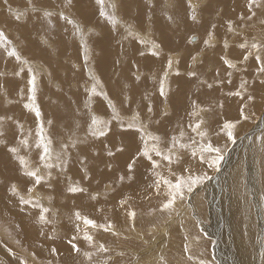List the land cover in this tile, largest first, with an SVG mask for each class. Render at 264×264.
Returning a JSON list of instances; mask_svg holds the SVG:
<instances>
[{
	"label": "rangeland",
	"instance_id": "1",
	"mask_svg": "<svg viewBox=\"0 0 264 264\" xmlns=\"http://www.w3.org/2000/svg\"><path fill=\"white\" fill-rule=\"evenodd\" d=\"M110 2L117 4L120 22L115 27L100 15L96 0H72L70 6H65V0H32L41 9L37 12L31 11L28 0H8L7 4L0 0V28L37 76L33 102L28 66L8 57L0 48V117H5L0 122L4 132L0 137L4 141L0 143V264H264V85L259 83L264 77L257 76L254 57L243 61L244 50L237 46L243 36L249 41L253 37L264 41V24L259 22L264 20V0L251 21L240 19L241 14L249 15L247 0H191L195 21L188 0H105L106 8ZM45 9L64 11L84 30L85 39L81 40L73 25L57 14L44 17ZM17 12L26 15L17 21ZM229 21L242 35L228 31ZM128 25L159 44L160 55L152 56L149 45L125 38ZM209 32L214 34V47L204 43ZM193 36L197 37L195 41H191ZM224 39L231 45L227 56L239 70L228 69L220 59L225 54ZM170 56L179 64L174 63L169 73L165 99L159 93V84ZM193 56L197 57L196 63ZM21 67L24 71L16 75ZM177 68L179 76L175 75ZM191 68L199 79L186 75ZM90 70L102 82L101 87L115 102L121 117L127 121L138 111L148 131L161 138L162 149L169 146L172 137L180 139L181 131L185 133L182 143H190V138L200 143V137L188 127L197 120L190 115L192 102L205 108L212 106V111L200 114L205 121L202 129L208 133L203 142L220 147L224 158L215 169L201 163L198 155L193 157L190 149L179 150L181 160L172 165L177 175L191 168L193 174L206 173L209 178L190 199L186 195L183 202L177 203L178 214L153 211L164 197L153 192L155 177L147 159H136L134 170L128 172L127 164L142 148L136 132H121L114 120L107 136L90 134L89 107L103 119L112 117L103 97H91L89 104L85 87L92 83ZM228 71L231 77H227ZM241 79L250 80L248 92L256 98L245 109L248 120L240 113L247 95L243 101L228 95L238 90ZM203 80L212 83L213 88L202 85ZM217 102H222L223 108L217 107ZM29 103L39 108L40 117L25 107ZM149 105L151 114L147 112ZM165 111L168 115H163ZM41 121L45 137L51 139L52 162L56 163V153H65L66 165L63 170L59 166L51 169V178L29 193L34 181L24 175L8 149L17 147L18 155L29 160L32 167L37 166L42 151L36 147ZM225 121L236 123L235 142L222 131ZM22 140L28 144L23 145ZM73 142L76 147L65 152L63 145ZM121 142L125 151L108 156L106 146L115 151L113 146ZM205 155L211 159L216 154ZM85 168L90 178H85ZM41 171L48 170L41 167ZM120 175L125 177L122 183ZM129 175L133 177L130 181ZM72 184L86 191L69 193L67 188ZM12 185L18 195L10 190ZM94 195L96 199L91 198ZM21 196H31L33 203L40 198L39 203L50 209L45 214L50 222L41 223V209L21 203ZM125 198L128 203L121 208L119 201ZM125 209L136 212L134 230ZM76 211L97 225L110 221L118 234L76 220ZM85 232L94 237L97 246L104 244L109 251H97L84 239ZM74 236L80 254L69 244ZM53 248L56 252L51 251ZM89 251L93 253L91 262L83 255Z\"/></svg>",
	"mask_w": 264,
	"mask_h": 264
},
{
	"label": "snow or ice",
	"instance_id": "2",
	"mask_svg": "<svg viewBox=\"0 0 264 264\" xmlns=\"http://www.w3.org/2000/svg\"><path fill=\"white\" fill-rule=\"evenodd\" d=\"M4 3L7 4L8 0H4ZM29 5L31 6L32 12L40 11L41 9L37 8L36 5L32 3V0H28ZM96 3L100 6V15L103 16L106 20H108L113 27H115L120 21L117 17V4L115 2H110L108 7H105V0H96ZM72 4V0H65V6H70ZM262 0H247V10L249 12V15L245 17L243 14H241L240 19L242 21H251L254 17L257 16L256 9L261 8ZM188 6L192 9V15L191 19L195 21L197 19L196 12H195V6L191 3V0H188ZM9 11L11 12L12 9L9 8ZM54 14H57L60 19L66 21L68 24L73 25L75 32L80 35L81 40L85 39V33L84 30L80 27V25L72 19L69 15L65 14L64 11H59L58 13H53L52 11H49L47 9L43 10L44 17H52ZM26 15V13H14L15 19L17 21L21 20L22 16ZM168 19H172L171 17H168ZM261 24H264V20L259 21ZM247 26V25H245ZM213 28L215 26L213 25ZM228 31L234 33L235 35H242L239 32H236V29L233 27L232 22H228ZM132 37L134 39H137L140 44L143 45H149L150 46V54L152 56H159L160 55V45L157 44L155 41L150 40L146 37L140 36L132 27V25L127 26V37ZM197 37L193 36L191 37V41H195ZM214 39L213 32H209L208 39L204 41L206 46L214 47V44L212 43ZM243 42L239 43L237 46L244 50L243 55V61H247L250 57H254L255 61L257 62V69L256 73L258 77H264V41L258 40L255 37L252 38L251 41H249L248 37L243 36L242 37ZM231 45L229 44V41L227 39H224L223 41V48L225 49V54L220 57L221 61L224 65L227 66L228 69H237V64L234 63L231 59L227 56V49ZM0 48H3L6 52L8 57L15 58L16 61H18L21 65L28 66V71L32 73L31 79L29 80V84L31 85V99L34 102L36 98V87H37V76L35 74V69L32 65H30L29 61L26 60L20 52L17 50L16 46L13 44V42L8 38L5 31L0 28ZM84 48L87 49V43L85 41ZM141 55H144L143 52H141ZM87 51L85 53V60L87 61ZM193 63L197 62V57H192ZM179 64V60H174L171 56L168 58L167 61V68L163 73V77L160 80L159 84V93L162 97L167 99V91H166V82L169 76V73L173 71V65ZM24 71V68L21 67L19 72L16 73V75H19ZM0 75H3L0 73ZM175 75H181L179 72V69H175ZM186 75L191 78L199 79L198 73L190 69ZM220 72L219 69L216 70V76L219 77ZM227 77L232 76V72L228 71L226 73ZM89 77L92 81L90 86L85 87V92L89 94V104L91 103V97L100 96L103 97L104 100L107 101L108 107L112 110V117L111 119H103L101 116L97 115L95 112L91 110L89 107V124L88 129L90 134L93 137H104L107 136L110 132H112V123L115 120L117 122V125L121 132H128V131H134L138 134L139 139L142 143V148L136 153L135 156H133L130 159V162L127 164V170L129 173H131L134 170V165L136 162V159L143 156L145 159H147L152 168L153 176L155 177L151 187L153 189V192L157 196H163L164 198L161 200L160 205L158 209H153V211H160V212H166L169 216H171L174 212L178 214L176 211V205L178 202H183L185 200L186 195L188 198H191V194H193L196 190V188L201 185L206 179L209 177L206 173L195 175L192 172L191 168H186L184 170L185 174L177 175L176 172L172 170L173 164H178L181 160V156L179 155L180 149H190L191 155L193 157H197L201 163L206 164L208 167L218 169L220 166V162L223 160V154L220 147H214L211 142H203L204 138L207 136V131L202 129V125L205 123L204 119L200 115L202 112L205 111H212V106H209L207 108L202 107L199 103L196 101L192 102V112L190 113L191 116L197 117V120L194 122V124H189L188 127L197 134V136L200 137L201 142L198 143L195 139L190 138V143H182L181 140L184 137L185 133L183 131L180 132V139L177 137H172L169 143V146L166 149H162L159 147L161 138L157 135L152 134L148 131V124L145 123V121L141 118L140 113L137 111L135 112L127 121H125L121 115L120 112L116 108L115 102L108 96L107 92L104 91L103 87H101L102 82L99 81L91 72L89 71ZM137 80L140 79L139 76L136 77ZM224 81L218 80L217 83L222 84ZM229 84L232 82L231 79H228L227 81ZM251 83H255V81H252ZM259 83L261 85H264V78L259 80ZM202 85H206L208 89L213 88L212 83H208L206 80L201 81ZM250 87V82L248 80L241 79V82L239 84L238 90L235 92H230L228 95H234L237 97H240V99L243 101L245 98V95H247V100L243 104V106L240 109L241 116L244 120H248L249 116L245 114V109L249 107V102H254L255 97L248 92V88ZM262 100H264V97H262ZM216 106L219 108H223L222 102H217ZM26 108L29 110H32L35 112L37 117L41 116V112L38 107L34 105V103H29L25 105ZM153 111L152 107L149 105L147 108V112L151 114ZM163 115H168L167 111L163 113ZM5 119V117H0V122H2ZM10 119V118H9ZM49 123H51L49 121ZM22 128V125L20 126ZM236 127V123L232 121H225L222 127V131H224L227 135V137L232 140V142H235V134L234 130ZM44 127L43 122L41 121L40 124V133H39V141L36 144L37 148H41L42 151L39 155V161L37 166L32 167L30 164V161L27 160L25 157L18 155V148L17 147H10L8 151L12 153L15 158L19 161L20 165L22 166V170L24 172V175L31 177L34 181L33 187L29 189V193L34 191L36 186H39L42 182H45L46 180H49L51 178V169L59 166L63 170L66 165V154L65 153H56L55 154V160L56 163H53V154L51 151V139L46 138L44 135ZM4 136V132L0 130V137ZM3 140H0V143H3ZM21 143L23 145H27V140H22ZM69 147H76V143L73 142L71 145L64 144L63 149L66 150ZM115 147V151L112 150V148H109L106 146L107 154L108 156H115L117 152L123 153L125 151V146L123 145V142H121L118 146ZM205 153H215L216 155L208 159L205 155ZM98 154V153H97ZM62 155L65 158H62ZM155 157V158H154ZM86 162V157L82 163ZM166 162V164L164 163ZM41 167H43L45 170H48L46 173L41 171ZM166 169L167 175L164 174V170ZM85 178H90L87 175V170L85 168ZM174 178V179H173ZM125 177L124 175H120L119 181L122 183L124 181ZM127 179L130 181L133 179L131 175L127 177ZM50 186V185H49ZM12 193L14 195H18V190L15 185L11 186ZM67 191L72 194L77 193H83L86 191L85 188L80 187L78 184H72L67 188ZM92 199H96L97 197L94 195L91 197ZM20 202L23 204H33L34 207H38L41 209V214L39 216V221L41 223L50 222L46 218V213L50 211L49 208L44 207L42 204L39 203V198L36 199V202L33 203V199L31 196L28 199H25L23 196L20 197ZM128 203L127 198L121 199L119 201V206L121 208H125V205ZM126 214L131 218L133 221L132 228L134 230L135 228V217L136 212L134 210L129 211L128 209H125ZM76 220H82L86 225H90L94 228H101L105 232H113L114 235H117L118 233L114 232V225L108 221L104 224L97 225L96 222L92 219H89L87 217H83L79 211H76L74 213ZM77 237H73L72 240L69 241V244L71 245L73 251L77 254H80L81 249L79 246L75 243H73L74 240H76ZM84 239L93 247H96L97 251L107 253L109 249L105 247L104 244H99L98 246L94 242V237L87 232L84 233ZM52 252H56V249H51ZM83 255L88 259L89 262L92 260L93 253L92 252H84ZM120 255H123V253H120ZM161 261L164 260L163 256L160 257ZM189 259H192L191 256H189ZM25 264H27V261H25ZM200 264H205L204 261H200Z\"/></svg>",
	"mask_w": 264,
	"mask_h": 264
},
{
	"label": "bare ground",
	"instance_id": "3",
	"mask_svg": "<svg viewBox=\"0 0 264 264\" xmlns=\"http://www.w3.org/2000/svg\"><path fill=\"white\" fill-rule=\"evenodd\" d=\"M193 1V0H192ZM31 9V8H30ZM55 10V9H54ZM152 15V14H151ZM199 18V17H198ZM78 19V18H77ZM127 19V18H126ZM120 20V19H119ZM132 24H134V23H132ZM127 28V27H126ZM243 32V31H242ZM147 34H145V36H146ZM89 44V43H88ZM150 48V47H149ZM87 51V50H86ZM90 51V50H89ZM203 54V53H202ZM172 56V55H171ZM174 57V56H173ZM172 57V58H173ZM199 58V57H198ZM173 59H175V57L173 58ZM199 60V59H198ZM235 62H236V60H235ZM241 68V67H240ZM43 69H45V68H43ZM180 69V68H179ZM192 69V68H191ZM159 72V71H158ZM132 73V72H131ZM98 77V76H97ZM250 81V80H249ZM56 83V82H55ZM130 84V83H129ZM88 85V84H87ZM112 85V84H111ZM114 88V87H113ZM234 90V89H233ZM252 90V89H251ZM258 90V89H257ZM263 90V89H262ZM168 91V90H167ZM252 92V91H251ZM138 99V98H137ZM67 122V121H66ZM183 128V127H182ZM162 137V136H161ZM237 168V167H236ZM238 169V168H237ZM234 171H236V170H234ZM238 171V170H237ZM241 171V170H240ZM239 171V172H240ZM243 171V170H242ZM250 171V170H249ZM241 173V172H240ZM238 175V174H237ZM239 176V175H238ZM249 177V176H248ZM219 179H220V177H219ZM240 179V178H239ZM238 180V179H237ZM221 185V184H220ZM233 187V186H232ZM226 188V187H225ZM224 188V189H225ZM234 189V188H233ZM131 190V189H130ZM224 192V191H223ZM234 192V191H233ZM132 193V192H131ZM235 193V192H234ZM246 194V193H245ZM240 195V194H239ZM146 196V195H145ZM40 199V198H39ZM109 204V203H108ZM93 207V206H92ZM218 222V221H217ZM225 222V221H224ZM182 223V222H181ZM10 229V228H9ZM10 231V230H9ZM185 234V233H184ZM205 235V234H204ZM236 236V235H235ZM142 238V237H141ZM190 239V238H189ZM144 240V239H143ZM157 242V241H156ZM239 246V245H238ZM149 249V248H148ZM243 249V248H242ZM6 253V252H5ZM245 253V252H244ZM252 253V252H251ZM4 253H2L1 255H3ZM257 255V254H256ZM10 257V256H9ZM231 257V256H230ZM241 258V257H240ZM239 258V259H240ZM230 259V258H229ZM249 261V260H248ZM246 263V262H245ZM242 264V263H241Z\"/></svg>",
	"mask_w": 264,
	"mask_h": 264
}]
</instances>
